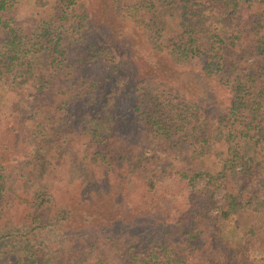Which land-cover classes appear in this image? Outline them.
<instances>
[{
  "label": "trees",
  "instance_id": "obj_1",
  "mask_svg": "<svg viewBox=\"0 0 264 264\" xmlns=\"http://www.w3.org/2000/svg\"><path fill=\"white\" fill-rule=\"evenodd\" d=\"M16 1L0 0V100L16 94L9 138L0 140V264H264L251 256L264 248V202H254L264 192V0H111L116 15L134 5L147 28L138 42L108 25L102 35L105 21L94 29L87 14L83 34L96 30L103 52L117 55L99 74L100 40L84 36L78 53L82 43L60 48L52 34L53 17L66 18L75 0H57L36 31L11 25L6 13ZM142 41L149 55L135 61ZM30 77L23 96L18 84ZM83 137L80 157L73 141ZM6 150L23 160L7 161ZM64 159L68 170H87L83 159L102 176L112 171L116 184L122 169L137 167V180L128 178L149 204L131 218L141 217L133 226L155 220L147 237L130 231L134 220L113 202L114 224L82 247L30 243L53 201L42 176ZM162 172L164 184L155 180Z\"/></svg>",
  "mask_w": 264,
  "mask_h": 264
},
{
  "label": "rangeland",
  "instance_id": "obj_2",
  "mask_svg": "<svg viewBox=\"0 0 264 264\" xmlns=\"http://www.w3.org/2000/svg\"><path fill=\"white\" fill-rule=\"evenodd\" d=\"M56 1L57 0H17L14 6L6 13V16L14 21V24H11L12 26L14 25V27L19 29L21 28L24 31H28L27 29L36 31L37 25L41 19L48 21L51 17V7L55 5ZM41 2H46V5H39ZM73 8L74 9L69 11L68 15H66V18L64 19L61 18V20H59V15L58 19L55 18V16L53 17L55 20L54 26L57 27L52 31V34H58L60 36V48H63V46L69 45L70 43H73L76 46L81 45L77 43H82L83 46H77L78 53L82 50L81 47H84L89 43L87 40L90 41L93 38L100 40L97 45L102 48L99 52L95 53L93 58V61L104 60L103 63L95 64V73L98 74L100 71L97 70L96 67L104 68L105 63L111 61L117 55L115 54V51L103 52L102 44L106 45L105 39L103 36H98L95 33L96 30H88L89 32H87L86 35L83 34L85 33L84 29L89 27L87 14H89V18L93 21L92 26L95 27L94 29H100L102 27L101 23L105 21V24L102 27V35H107L109 33L107 28L108 25L114 32L123 34L127 33L132 40L138 42L141 37L140 34L142 33V30L144 29L145 31L147 28L139 27V24L137 23L139 15L134 5L121 8V15H116L115 12L111 10V0H75ZM82 13L86 14V18H84ZM171 20L172 18L166 17L165 21L174 27V23H171ZM97 21L100 23H94ZM59 31L61 33H58ZM52 34L48 35L49 41L47 45L50 46L56 40ZM84 36L87 39L85 42L82 39ZM1 39L2 36H0V42ZM35 39L36 38H33L32 41ZM140 43L141 46L137 44V46H134L133 48L135 61L149 55L145 41L144 43L143 41ZM153 53L160 54L158 51H153ZM153 63L158 64V62L155 61ZM175 69L179 74H181L185 70V67L177 65ZM30 80H33V78L30 77L29 79H22V82L18 84V86H22L23 96H25L28 92L27 88H29L28 84L31 83ZM15 96V93L8 90L5 97H2L3 99L0 100V140L2 138H9L7 132H5V127L6 124L11 121V117L9 115L10 102ZM65 118H67V116H64V119ZM78 121L80 122V120ZM58 123H60V121ZM61 131L66 132V130ZM84 141V137L75 138L73 141L77 149V155L79 156L81 154L80 150L83 148ZM5 153V158H7V161L9 160V162L16 159L23 160L21 151L14 152L13 150H6ZM0 154H2V150H0ZM55 155L56 158L61 160L62 156H60L57 151H55ZM67 161L68 160L64 159L60 166L42 176V178L45 181H48L51 185L49 193L53 194V201L52 205H47L46 208L45 219L48 220L46 228L41 230L35 237H29L31 238L30 243L35 245L45 244L51 249L70 247L71 245L74 247L77 244L82 247L89 240V238H91L90 236L97 234V231L101 228L105 227V229L109 230V228H111L114 224L113 218L119 215L118 212L122 211L130 217L127 219V221L130 220V224L132 223V220H134L132 226L129 224L130 231L140 232L145 230L144 233L146 236L144 237H147V234L155 224V220H151V218L148 219L149 225H147V227L142 223L137 226H133L135 221L141 222V217L135 216L134 218H131L133 215L131 209H134L136 213L142 214L145 212L140 211L147 209V205L149 204V200L146 197L149 194L145 192L143 187L139 186L137 182H130L128 178V176H130L131 179L137 180V178H135L137 167L134 168L129 166L128 168L126 167L122 169V181H119L116 184L115 178L118 177V174H114L112 171H108L107 175L102 176L97 173V168L90 166L93 173L95 169V174L91 175L89 171V165L91 164H89L87 160L83 159H81L80 164L87 170L81 171L79 166L76 169L68 170L66 168V164L68 163ZM30 162L33 163V161ZM13 163L14 162H12V164ZM31 163L28 165L29 168L34 166V164L32 165ZM58 168L61 170L58 171ZM122 174L124 175L122 176ZM155 180L157 183L160 180H163L162 184H164V182H167L169 179L167 178V174L162 172L158 174V177H156ZM116 185L119 186V188H115ZM102 187L107 191H102ZM44 197L45 196H42V198L39 197L37 202H40L42 199L44 200ZM255 201L258 203L264 202V192L257 196L254 199V202ZM113 202H117V205H121V209L118 212L115 210ZM124 205L126 207H124ZM156 211H158L156 216L161 218L164 214L163 208H158ZM146 216L148 218V215ZM260 230L264 233V227L260 228ZM103 238L105 237L102 235L101 239ZM74 241L77 244H75ZM251 256L258 259L261 257L264 258V248L254 249L251 252ZM191 264L197 263L193 262Z\"/></svg>",
  "mask_w": 264,
  "mask_h": 264
}]
</instances>
